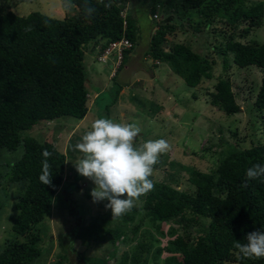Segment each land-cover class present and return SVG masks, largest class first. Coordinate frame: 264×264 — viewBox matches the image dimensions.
Masks as SVG:
<instances>
[{"label": "trees", "instance_id": "1", "mask_svg": "<svg viewBox=\"0 0 264 264\" xmlns=\"http://www.w3.org/2000/svg\"><path fill=\"white\" fill-rule=\"evenodd\" d=\"M31 1L0 0V154L22 150L18 160L6 165L11 174L7 181L20 183L22 192L13 205L16 215L11 218V230L16 237L2 240L0 264H33L40 258L39 225L54 203L58 206L57 197H61L66 156L53 142L38 141L34 128L43 123L50 126L66 117L85 119L91 94L88 88L92 85L86 57L92 54L97 57L109 43L126 40L130 47L122 51L121 63L111 77L109 93L113 97H108L114 104L126 86L120 79L121 83L117 82L116 77L134 55L139 33L136 21L126 10L131 0H70L74 11L67 12L62 19L40 12L26 15L16 12L17 6L21 8ZM153 5L150 8L153 20L157 19L154 16L160 6L164 12L175 11L171 12V18L155 21L148 48L142 54L144 59L151 58L152 68L166 64L191 89H200L202 82L214 80V54L221 59L225 74L230 59L238 69L254 67L264 73V45L247 39L263 25L264 0H153ZM88 8L95 9L90 16ZM179 18L184 19L182 24L193 23L191 35L216 25L213 33L221 35V40L214 36L216 44L210 47L204 44L212 53H199L197 50L203 51V45L197 40L194 44L190 40L164 48L175 33V26L170 23ZM242 39L247 41L241 42ZM232 88L226 74L217 78L213 89L206 94L210 106L226 116L240 112ZM105 90L94 104L107 112L109 102H103L108 94ZM252 109L264 112V77ZM263 141L251 139L250 146L245 148L233 143L218 153L215 167L208 172L181 166L189 173L192 191L181 192L172 186L179 181L176 170L167 176V182L153 181L154 188L137 200L141 207L134 206L119 217H113L112 212L107 215L115 218V227L104 229L97 224L89 227L86 234L89 240L108 244L113 248L112 255L83 259L78 264H110L108 258L116 259L112 264H149L156 262L164 249L177 253L176 264H264V258H246L234 248L237 240L245 242L248 232L264 230V183L246 177L247 169L257 163L264 164ZM44 150L51 153L47 157L52 174L50 185L39 180ZM167 159V156L159 158L154 170H160ZM167 165L173 170L177 163ZM7 173L0 171V187L5 186ZM74 188L79 190L77 185ZM71 190L66 189L64 200L69 198ZM141 211L143 217L136 223ZM145 219L155 235L166 238V248L155 246L157 238L149 230H142L129 250L122 251L118 259L114 257L116 244L127 233L133 239ZM164 224L168 226L165 232Z\"/></svg>", "mask_w": 264, "mask_h": 264}, {"label": "rangeland", "instance_id": "2", "mask_svg": "<svg viewBox=\"0 0 264 264\" xmlns=\"http://www.w3.org/2000/svg\"><path fill=\"white\" fill-rule=\"evenodd\" d=\"M152 2L153 0H148L147 3L145 0H131L129 6L127 5L126 10L136 21L139 33L137 45L133 50L134 55L130 60L128 59V63L116 77L117 82H122L126 86L120 91L115 103L111 104L109 99L113 97L109 91L110 77L115 72L114 68H110L109 62L107 65L97 62L96 56L92 54L85 59L88 79L91 78L92 82L88 88L91 94L88 102L89 111L85 119L79 121L66 117L54 121L50 126L43 123L34 128L38 141L49 140L65 154L66 171L64 184L59 192L61 197H57L58 206L54 203L51 212L39 225L42 254L33 264H50V261L53 264L60 261L63 264H78L83 259L106 258L113 253L111 246L106 243H94L86 235L89 227L92 228L95 224L104 229L115 227V218L107 216L111 213V209L105 208L107 200L93 203L90 192L95 187L94 183L81 176L74 166V163L82 156V153L75 150V145L90 130L94 120L107 118L116 123L137 125L141 129L134 140L137 146L148 140L167 141L169 150L159 156V158L167 156L166 164L160 170H154L150 179L156 182H167V176L177 171L179 181L172 186L181 192L193 190L188 182L189 173L180 168L181 166L208 172L215 167L219 158L218 153H223L233 143L245 148L250 146L251 139L264 140V112H255L252 109V102L264 73L254 67L238 69L230 59L226 74L232 81V89L236 95V102L240 106V112L234 116H226L219 112L216 107L210 106L206 96L213 89L216 79L226 76L221 59L216 54L212 56L216 62L213 70L214 80L202 82L200 89L187 87L180 78L171 73L166 64L152 68L154 63L151 58L144 59L142 56L143 51L148 48L151 33L153 34L152 31L156 25L155 21L167 20L171 18V12L175 11L170 9L164 12L163 7L160 6L156 9L157 19L153 20L150 16V8L154 7ZM64 3L65 0H32L24 3L21 8L17 6L16 12L20 15L40 12L54 19H62L67 12L74 11L71 8L65 10ZM161 3L163 4V1ZM183 20L179 18L171 21L170 24L175 26V33L164 48L168 49L172 43H187L190 40L194 44V40H197L199 45H203V51L197 50L199 53H212L211 49L206 50L204 44L206 43L209 47L216 44L218 42L216 36L221 40V35L213 33L216 25L202 30L199 34L191 35L193 23L182 24ZM247 39L264 45V20L263 25L254 30ZM104 89L108 93L103 99V102H109L107 112L100 107L96 108L94 104L99 95L103 94ZM5 153L0 154V171L2 173L8 171L4 178L5 186L0 187V245L2 240H12L16 237L11 230V218L16 215L13 205L22 192L20 183L7 181L11 175L7 167L21 157L22 150ZM169 162L177 163L173 170H169L167 165ZM3 167L6 168L3 169ZM75 185L79 186V190L74 188ZM68 188L73 189L67 195L69 198L64 200L62 195H66ZM135 206L141 207L142 203L136 201ZM142 217L141 211L136 223ZM174 226L177 228L176 224ZM167 228L168 226L164 224V232ZM142 230H149L157 238L158 242L155 246L166 248V238L155 235L153 227L150 226L148 219H145L143 226L133 239L127 233L123 241L116 244L118 249L114 257L118 259L122 251L129 250ZM61 256L65 258L62 260ZM175 258H178V255L174 250L164 249L161 257L156 262L150 261L149 264H176ZM115 260L108 258V263L112 264Z\"/></svg>", "mask_w": 264, "mask_h": 264}, {"label": "clouds", "instance_id": "3", "mask_svg": "<svg viewBox=\"0 0 264 264\" xmlns=\"http://www.w3.org/2000/svg\"><path fill=\"white\" fill-rule=\"evenodd\" d=\"M64 8L70 10V0H65ZM94 10L88 8L87 14L90 16ZM140 131L135 124L99 118L92 122L90 130L75 145V150L82 153L81 158L74 163L76 171L94 183L95 187L90 192L93 203L107 200L105 208L111 209L113 217L130 211L142 195L154 188L150 179L153 166L158 163L159 156L169 150V144L164 139L134 145ZM42 155L45 159L42 161L39 180L43 185H50L52 174L47 157L51 153L44 150ZM246 177L247 180H260L264 183V164L257 163L247 169ZM244 241L241 243L237 240L234 243L240 255L264 258V230L248 232Z\"/></svg>", "mask_w": 264, "mask_h": 264}, {"label": "built area", "instance_id": "4", "mask_svg": "<svg viewBox=\"0 0 264 264\" xmlns=\"http://www.w3.org/2000/svg\"><path fill=\"white\" fill-rule=\"evenodd\" d=\"M154 18H156V15L154 16ZM128 47H130V44L126 40L113 41L101 51V53L97 56L96 60L102 64H106L108 63V61L112 60L113 63L112 61H110L111 66L114 68L115 71L121 63L122 51Z\"/></svg>", "mask_w": 264, "mask_h": 264}]
</instances>
